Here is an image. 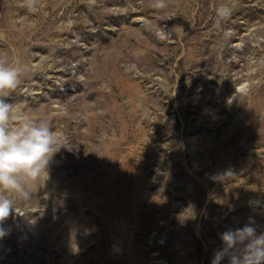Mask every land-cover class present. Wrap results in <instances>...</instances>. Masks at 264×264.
Listing matches in <instances>:
<instances>
[{
  "label": "rangeland",
  "instance_id": "obj_1",
  "mask_svg": "<svg viewBox=\"0 0 264 264\" xmlns=\"http://www.w3.org/2000/svg\"><path fill=\"white\" fill-rule=\"evenodd\" d=\"M0 50L25 68L4 98L70 145L0 264H211L264 232V0H0Z\"/></svg>",
  "mask_w": 264,
  "mask_h": 264
},
{
  "label": "clouds",
  "instance_id": "obj_2",
  "mask_svg": "<svg viewBox=\"0 0 264 264\" xmlns=\"http://www.w3.org/2000/svg\"><path fill=\"white\" fill-rule=\"evenodd\" d=\"M41 0H22L29 13L38 11ZM157 9L168 7V0H149ZM233 8L224 3L216 8L215 23L227 21ZM179 27V26H177ZM163 38V33H160ZM24 65L0 50V240L9 235L4 222L24 202L31 200L33 185L48 178L52 157L67 148L66 137L53 130L51 122L33 119L4 97L18 88ZM250 221L244 227L221 234V245L213 252L211 264H264V232L257 234Z\"/></svg>",
  "mask_w": 264,
  "mask_h": 264
},
{
  "label": "bare ground",
  "instance_id": "obj_3",
  "mask_svg": "<svg viewBox=\"0 0 264 264\" xmlns=\"http://www.w3.org/2000/svg\"><path fill=\"white\" fill-rule=\"evenodd\" d=\"M242 86V85H241Z\"/></svg>",
  "mask_w": 264,
  "mask_h": 264
}]
</instances>
